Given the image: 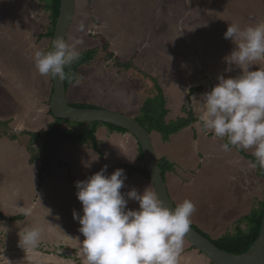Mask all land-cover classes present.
Listing matches in <instances>:
<instances>
[{
  "label": "rangeland",
  "instance_id": "obj_1",
  "mask_svg": "<svg viewBox=\"0 0 264 264\" xmlns=\"http://www.w3.org/2000/svg\"><path fill=\"white\" fill-rule=\"evenodd\" d=\"M81 22L83 31L78 30ZM260 23L264 0H76L65 39L80 38L78 50H83L94 47L100 34L115 56L132 60L140 71L155 77L133 73L151 88V95L159 93L153 80L163 88L166 120L186 117L190 107L196 120L167 141L156 132L151 138L157 158L165 156L174 164L165 178L175 205L191 200L196 205L191 224L213 238L233 232L237 220L257 206L264 196V177L252 167L254 149L225 151L213 133L199 130V101L218 83V75L236 77L243 71L235 65L225 71L229 65L224 58L236 48L224 38L229 24L243 29ZM48 27V13L37 0H0V120L10 119L9 132H35L52 122V81L38 72L34 61V52L48 47V40L39 37ZM259 66L264 62L249 70ZM137 81L112 59H98L93 66L80 67L67 99L132 116L142 100ZM96 137L97 151L61 143L58 160L43 172L38 161L30 162V150L16 140L0 139V211L10 216L30 210L18 222L0 217V264H86L81 246L85 237L73 218L74 210L83 215L75 182L104 165L108 175L117 168L125 170L122 193L152 190L149 181L125 168L142 165L133 136L99 127ZM128 208L138 209L139 203L129 200ZM33 227L43 228L38 246L21 247L20 236ZM187 244L184 240L179 264H210Z\"/></svg>",
  "mask_w": 264,
  "mask_h": 264
},
{
  "label": "clouds",
  "instance_id": "obj_2",
  "mask_svg": "<svg viewBox=\"0 0 264 264\" xmlns=\"http://www.w3.org/2000/svg\"><path fill=\"white\" fill-rule=\"evenodd\" d=\"M84 28L81 22L78 30L83 31ZM224 38L236 45L224 58L229 65L225 71H231L232 65L243 71L236 77L218 75V83L201 95L199 130L213 133L222 142L225 151L230 146L237 150L254 149L252 155L256 163L252 167L264 169V67L249 70L251 65L264 62V23L243 29L237 24H229ZM82 43L80 38L68 42L63 36L57 35L52 41L51 50L34 52L38 72L64 79L65 67L79 60L81 53L78 46ZM25 132L32 131L14 132L17 138L8 139L24 146L21 140L23 134L26 136ZM56 160L57 154L52 162ZM92 160L96 161L98 157ZM85 166L91 167V164ZM107 167L104 165L87 179L75 182L83 215L74 210L73 218L79 221V231L85 237L81 246L86 264H179L196 205L185 199L171 208L157 191L148 188L142 193L135 188L122 193L127 179L125 170L117 168L108 175ZM129 200L137 201L139 208L129 209ZM24 214L29 215L30 210ZM42 233V227L26 230L20 236V246L37 247Z\"/></svg>",
  "mask_w": 264,
  "mask_h": 264
},
{
  "label": "trees",
  "instance_id": "obj_3",
  "mask_svg": "<svg viewBox=\"0 0 264 264\" xmlns=\"http://www.w3.org/2000/svg\"><path fill=\"white\" fill-rule=\"evenodd\" d=\"M37 1L38 4H40V6H42V8L48 13L49 27L39 37L48 40L49 44L45 51H49L51 38L58 18L60 1ZM96 37L98 38V43L94 47L79 50L81 53L79 60L75 61L72 65L65 67L66 77L64 79L67 90L72 83L78 81L79 69L81 66H93L98 61V59L108 58L112 59V61L117 65L120 70H125L128 74L138 79L136 83L138 87H141L140 93L142 95V100L138 113L133 114L131 117L137 120L142 126H144L150 134L152 132H156L160 135L162 141H167L169 140L171 135L176 134L178 131L182 130L184 127L188 126L190 123L196 120L190 107L188 110L185 111V113L187 114L186 117H180L175 120H166V116L169 110L165 106L166 99L163 88H161L160 85L153 80L152 83L155 85L159 93L157 96L151 95V88H145L144 83L142 81L143 79H141L142 76H150V78L153 79L155 77L140 71L135 66L132 60L123 61L119 57L115 56L113 51L107 49V44L104 40V37L100 34H97ZM135 72H140V79L136 77L138 74L136 76L133 75V73ZM69 77L72 78L69 79ZM51 91L52 87L50 89V93ZM70 104L75 105L77 107H96L91 104L81 102ZM48 112L52 117V122L49 124L48 128L43 131L40 130L39 132H25L26 136L23 134L24 138L21 140L24 147H26L27 150H30V162L38 161V163H40L39 168L42 169L40 172H43L45 170L49 171L51 169L52 165L50 163H52V160L55 159L57 149L59 145L63 142H68L70 144L88 145L89 148L97 151L98 147L96 132L99 127H105L109 131L116 133H127L125 129L111 124L102 122H70L68 120L52 116L49 109ZM9 127L10 119L0 120V139L3 137H7L9 139L17 138V134H15L14 132H9ZM137 151L138 158L142 162V165H125V168L131 173L140 174L143 178L148 181V172L143 165L142 153L138 144ZM39 153L44 154V156L38 157ZM245 156L251 159V156ZM157 161L158 166L160 167L162 175L164 177L166 176V172L174 170L173 162L169 161L165 156L159 157ZM253 163H256V160H253ZM256 169L257 173L260 176L264 177V169H261L258 166L256 167ZM263 211L264 196L261 200L257 202L256 207H254L249 213L237 220L236 227L233 232L224 233L216 238H213L208 233L204 232L199 227L193 224H191V226H193L198 232L203 234L205 237L209 238L215 245H217L221 249L230 253H242L245 252L251 246L256 236L258 235ZM0 217L2 219L8 218L10 221H17L25 217V214H14L11 217H8L0 212ZM242 224H244V226H242ZM187 245L190 248L195 249L189 243ZM209 262L210 264H213L211 261Z\"/></svg>",
  "mask_w": 264,
  "mask_h": 264
},
{
  "label": "water",
  "instance_id": "obj_4",
  "mask_svg": "<svg viewBox=\"0 0 264 264\" xmlns=\"http://www.w3.org/2000/svg\"><path fill=\"white\" fill-rule=\"evenodd\" d=\"M58 18L54 27L50 43L57 35L66 39L68 28L75 14V0H59ZM52 91L49 97L48 108L54 117L70 122H102L121 127L136 139L142 153L143 165L148 172L152 190L158 192L159 197L169 207H176L169 196L168 188L162 171L158 166L155 148L151 134L137 120L131 116L111 109L101 107H77L68 102L65 79L53 78ZM185 240L198 250L213 264H264V211L258 235L251 246L242 253H230L215 245L209 238L198 232L193 226Z\"/></svg>",
  "mask_w": 264,
  "mask_h": 264
},
{
  "label": "crops",
  "instance_id": "obj_5",
  "mask_svg": "<svg viewBox=\"0 0 264 264\" xmlns=\"http://www.w3.org/2000/svg\"><path fill=\"white\" fill-rule=\"evenodd\" d=\"M68 164V163H67ZM91 169V168H90ZM37 179H38V177H37ZM75 181L77 180V178L76 177H74L73 178ZM39 182H40V180L38 179V186H40V184H39ZM36 201V200H35ZM35 202L33 201V204H34ZM33 204L31 205V208H32V210L31 211H33L34 210V207H32L33 206ZM21 213H23V212H21ZM21 213H18V214H21ZM12 215H14V214H12ZM12 215H10V216H12ZM8 217H9V215H8ZM5 221V220H4ZM8 222H10V220H7ZM7 221H5V222H7ZM13 222H18V220L17 221H13Z\"/></svg>",
  "mask_w": 264,
  "mask_h": 264
},
{
  "label": "bare ground",
  "instance_id": "obj_6",
  "mask_svg": "<svg viewBox=\"0 0 264 264\" xmlns=\"http://www.w3.org/2000/svg\"><path fill=\"white\" fill-rule=\"evenodd\" d=\"M211 84V83H210ZM213 88V86L210 85V90Z\"/></svg>",
  "mask_w": 264,
  "mask_h": 264
},
{
  "label": "flooded vegetation",
  "instance_id": "obj_7",
  "mask_svg": "<svg viewBox=\"0 0 264 264\" xmlns=\"http://www.w3.org/2000/svg\"><path fill=\"white\" fill-rule=\"evenodd\" d=\"M66 165H67V163H66ZM69 165H70V164H69ZM69 165H68V166H69Z\"/></svg>",
  "mask_w": 264,
  "mask_h": 264
}]
</instances>
